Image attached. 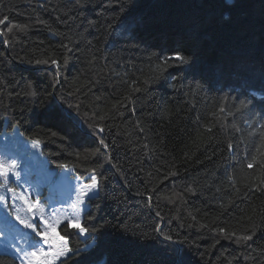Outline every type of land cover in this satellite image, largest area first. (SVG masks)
<instances>
[{
  "label": "trees",
  "instance_id": "obj_1",
  "mask_svg": "<svg viewBox=\"0 0 264 264\" xmlns=\"http://www.w3.org/2000/svg\"><path fill=\"white\" fill-rule=\"evenodd\" d=\"M15 129L97 178L55 264H264V0H0Z\"/></svg>",
  "mask_w": 264,
  "mask_h": 264
},
{
  "label": "rangeland",
  "instance_id": "obj_2",
  "mask_svg": "<svg viewBox=\"0 0 264 264\" xmlns=\"http://www.w3.org/2000/svg\"><path fill=\"white\" fill-rule=\"evenodd\" d=\"M0 159L6 163L16 162L7 182L0 178V185H3L0 186V252L12 254L21 264H40L44 257L38 255L33 258L30 255L40 238L17 217L29 223L33 220L39 223L41 217L50 224L60 221L56 232L60 225L68 223L66 217L73 221L78 219L80 226L86 200L96 193L97 187L93 190L85 188L91 183V177L86 180L75 176L71 168H50L40 145L25 139L16 129L0 133ZM50 176L55 178V182L49 179ZM8 188L13 190L8 191ZM80 191H89V196L84 198L83 204L73 208ZM36 201H39V206L29 211V205ZM45 227V224H40L39 230L43 231ZM72 227L78 230L75 224ZM43 247L48 250L47 246ZM64 257L54 260L53 264ZM47 259L52 260V257Z\"/></svg>",
  "mask_w": 264,
  "mask_h": 264
},
{
  "label": "snow or ice",
  "instance_id": "obj_3",
  "mask_svg": "<svg viewBox=\"0 0 264 264\" xmlns=\"http://www.w3.org/2000/svg\"><path fill=\"white\" fill-rule=\"evenodd\" d=\"M175 59L179 61L181 64H187L188 61L180 55H176ZM53 64L56 63L55 60L52 61ZM226 101V97L224 98ZM250 104V101L247 99H241L239 101V104H236L234 107L239 110L241 108H248ZM226 108V104L224 102L221 103V107L219 109L220 112H224ZM232 114V113H229ZM55 135V133H53ZM101 143L103 144V140H101ZM34 144H39V141H34ZM231 147V145H229ZM16 166V162L12 161L11 163H6L3 159H0V178H2L5 182H7L9 178V173L12 169H14ZM249 167H252L251 164L248 165ZM62 167H67L66 165ZM15 175L18 176V173H15ZM50 180L55 182L54 177H49ZM3 186V185H0ZM97 187V178L96 176L91 177V183L85 185V188L89 190L96 189ZM8 191H12L13 189L8 188ZM89 196V191H80L79 196L77 198V201L73 203L72 207L75 208L77 204H83L84 198ZM39 206V201L34 202L32 205H29V211H32L33 208ZM20 223L24 224V226L28 229H31L32 232L35 233L37 237L40 238L39 241L36 242V244L33 246V250L31 251L30 255L35 258L38 255L44 257V259L40 262V264H53V261L56 259H59L60 257L66 256L68 253L72 252V250L68 247V240L65 236L60 235L58 232H56V227L58 224H60V221H57L56 224H50L47 221H45L42 217L39 218V223H37L36 220H33V222L29 223L25 220L20 219L17 217ZM67 222L69 227H72L73 224L78 228L79 233L83 235L86 232V229L84 227L79 226V220L73 221L70 218H67ZM40 224H45L46 227L43 229V231L39 230ZM95 231V229H93ZM221 233H224V229H219ZM231 235V234H230ZM250 236H244L243 239L247 240L250 239ZM165 239H169L170 237H165ZM239 239V238H238ZM42 242V246L41 245ZM43 246H47L48 250H45ZM20 251H25L24 249H20ZM49 256L52 257V260L47 259ZM174 264H184V261L182 259V256L180 255L179 251L176 252V259L174 261Z\"/></svg>",
  "mask_w": 264,
  "mask_h": 264
},
{
  "label": "crops",
  "instance_id": "obj_4",
  "mask_svg": "<svg viewBox=\"0 0 264 264\" xmlns=\"http://www.w3.org/2000/svg\"><path fill=\"white\" fill-rule=\"evenodd\" d=\"M27 254H29V253H27ZM19 262H20V260H19ZM20 264H21V262H20Z\"/></svg>",
  "mask_w": 264,
  "mask_h": 264
}]
</instances>
